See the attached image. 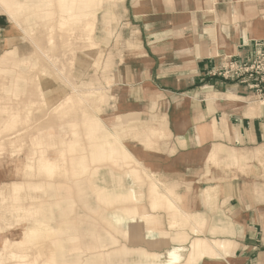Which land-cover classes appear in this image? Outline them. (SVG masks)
<instances>
[{
	"label": "crops",
	"instance_id": "obj_1",
	"mask_svg": "<svg viewBox=\"0 0 264 264\" xmlns=\"http://www.w3.org/2000/svg\"><path fill=\"white\" fill-rule=\"evenodd\" d=\"M120 2L104 5L96 29L112 34ZM125 6L137 45L127 41L136 48L123 52L114 87L122 124L87 133L89 145L80 139L75 146L83 149L69 160L76 177H93L105 221L122 236L85 244L95 255L83 262L81 249L69 255L61 239L69 229L49 224L57 236L54 264H102L104 257L108 264H264V98L214 75L227 60L253 61L254 43L264 42V0H126ZM81 63L75 61L72 86L92 65ZM110 65L103 56L93 68ZM105 80L111 88L112 77ZM40 86L49 107L71 94L55 76ZM82 86L102 92L100 111L107 98L113 101L115 89L107 96L92 81ZM116 139L113 162L106 149ZM101 163L118 167L102 169L106 185L92 182ZM168 200L176 211H168ZM33 232L24 241L48 256L42 243L50 235ZM4 250L12 253L7 244Z\"/></svg>",
	"mask_w": 264,
	"mask_h": 264
},
{
	"label": "rangeland",
	"instance_id": "obj_2",
	"mask_svg": "<svg viewBox=\"0 0 264 264\" xmlns=\"http://www.w3.org/2000/svg\"><path fill=\"white\" fill-rule=\"evenodd\" d=\"M29 1L36 4V1L34 0ZM50 1L51 3H49V7L40 4L38 9L35 8V19L32 21V26L36 29L34 33L35 36L32 39L40 41L43 45H46L48 40L47 37H43L40 34L48 33L50 31L52 24L50 19L51 13H57L61 9V4L58 0ZM125 2L126 0L120 2L117 8L113 9V12L116 15V21L111 25L113 30L112 34L107 35L98 28L95 32V41L98 42L99 49L103 50L106 62L111 60V65L109 67L104 66V68H101L98 73H96L93 65H91L92 67L90 66L87 70L85 80L82 79L83 81L81 80V83L77 82L78 84L74 85L75 87L84 89L82 84L92 81L93 86L95 88H102L107 96L112 94V89H115L118 69L121 68V65L125 62L122 57L123 52H130L136 48H129L127 41L131 39L137 45L136 39L133 37L131 38L133 35V29L127 22ZM47 10L50 12L48 15L43 13ZM101 16L102 15L100 14L99 18H101ZM98 26L101 28L100 25ZM26 29L27 25L24 22L21 23V30L15 28L9 17L5 15L0 8V55L6 50L12 49L16 46L18 50V57L17 55L16 57L18 60L28 62L33 61L32 64L39 66V70L38 67L35 70H32L25 67V65L18 63L10 64L9 68L0 65V93L5 85L8 86V83L13 84V87H10L9 89V96L6 97L4 105L7 107L10 114H12V111L18 114L16 121H11L10 123L8 114L0 115V138L8 133L10 134L11 141H14V143L10 142L5 146L6 152L4 158L5 161L9 162L8 174L3 178L0 175V260L3 259V262H1L2 264H14L15 262H17L16 264H19V262H22L23 264H37V262L45 264L46 261L49 260V255L51 256L54 254L52 252L54 250L53 242L57 238L54 233L52 234L51 230H48L50 224V227H53L56 231L69 229L66 234H60L61 239H66L64 245L67 247V251L68 248L70 249V252H68L69 255H71L72 251L76 250V248H80L81 250L79 253H81V255L84 254L81 257L84 262L95 255V253L92 254V252L85 251V244H96V240L100 236L105 238L108 236V233L114 235L115 238L122 235H119L118 233L115 234V231L108 226L105 221V216L108 212L104 210L106 209L105 205L99 202L95 190L91 188L92 184L89 182V179H92L93 177H90L89 175L87 178H77L73 174L71 165L69 164L70 157L66 152L69 146L67 144L68 141H78L77 136H71L69 133L66 135V132L61 133L60 128L67 126L68 123L76 125L77 135L79 136L78 139H82L81 143L88 146L90 141L87 133L91 132L92 134L94 132H100L104 127L106 128V126L111 131H114L122 122L119 118H116L115 100L110 101L107 98L103 104L101 103L102 110L99 114L102 118L101 120L99 116L91 112L75 97L72 90L73 86L69 83V77L71 76L75 61L80 60L78 51L81 49V43H74L73 46L68 48L64 44L63 39L56 34L54 36L55 60L54 64H50L45 60L40 61L37 48L32 43V40H28L24 35L23 31ZM25 76H28V78ZM53 76L58 78L60 83L65 84L69 88V92H71L63 102L54 108L49 107V103L47 102L49 100L45 98V94L40 86V80H42L43 77L49 78ZM106 76L112 77V81H110L111 88H109V85L105 80ZM35 77H37V79H34ZM15 89L16 93H12L11 91ZM28 90L29 94H31V98L33 100H38V104L27 108L25 106L27 98L25 92H28ZM69 98V101L72 103L67 101ZM66 102L67 104H65ZM3 118L8 122L7 129H5L6 124H1ZM86 122H89L90 126ZM115 124H118V126H114ZM51 129L55 131L54 145H52L47 138L45 139L47 144H42V146L49 149L48 155L52 158L62 159L67 156L65 162L60 161V165L61 167L66 165L69 169L67 168V170L64 171V169L61 168L60 171L56 173L55 177L51 178L48 174L40 170L38 159H36L32 164V170H23L22 168L24 164L31 163L28 160L31 153L42 147L34 143L35 136H38L41 133L43 138L44 135L47 136V133L50 132ZM8 130H10V132H8ZM59 135H61V138ZM127 137V134L122 135L123 141ZM39 140H42L41 136L39 137ZM113 144L114 143L109 146V149L112 152L113 148H117ZM49 145L55 147H48ZM19 147L20 149L17 152L16 149ZM77 149L79 152L80 149H83V146H80ZM87 149L88 153L89 148ZM59 150H64L63 152L65 154L61 156V154L58 153L60 152ZM117 156L118 153L112 155L109 160L115 162ZM88 157L90 158L89 154ZM99 165H101L99 175H97L92 182L97 180L100 185H106V182H104L106 179L104 180L101 171L105 170L106 172L108 168L115 171L118 170V167L115 168L116 166H114V164L108 163L97 164V166ZM97 166L94 164L93 167ZM141 179L144 181L143 187L145 188L143 189H146V186H149V183L143 173ZM75 181L83 182L81 184L82 186L79 187L78 185L80 184H76ZM102 182H104V184H102ZM42 183L45 185L42 186ZM50 183L55 184L52 190L47 187ZM37 184L41 185L42 189L37 190L32 188ZM17 187H22V189L19 191V197L15 198ZM31 197H36V199L32 200ZM36 215L38 216V222L33 221V218H36ZM50 215L52 219L48 220ZM20 219H22L21 223L19 222ZM43 220L44 224L42 223ZM88 222L92 223L86 226V224H89ZM91 224L93 225L91 226ZM30 228H34L33 235L36 233L44 234L45 236H48V234L50 235V238L48 239L51 240H45L42 243L45 251L48 252L45 254H48V256L44 255V253L43 256L41 252L37 256V253L40 251V245L37 247H30V244L24 241L26 234L24 237H20L19 235L9 237L6 234L10 229H19V231H22L23 229V231L25 230L26 232ZM6 235L8 236L7 239L5 238ZM13 235H15L14 232ZM68 236H71L73 239L76 237L77 240L68 241ZM6 244L7 249H12V253L10 250H4ZM20 247H23V249ZM15 252H19L20 255H23L25 258L19 259L13 257L12 255L16 254ZM102 261V264H108L107 257H104Z\"/></svg>",
	"mask_w": 264,
	"mask_h": 264
},
{
	"label": "bare ground",
	"instance_id": "obj_3",
	"mask_svg": "<svg viewBox=\"0 0 264 264\" xmlns=\"http://www.w3.org/2000/svg\"><path fill=\"white\" fill-rule=\"evenodd\" d=\"M34 1H36L35 2L36 4H33V2H30L29 0H0V8L3 10L5 15H7L9 17V19L12 22V24L14 25V27L17 28L18 30L19 29L21 30V23L22 22H24L27 25V29L23 31L24 35L28 38V40L31 39L32 43L37 48L40 61L45 60V61L49 62L50 64H54V60H55V56H54L55 38H54V36L57 34L60 38L63 39L64 44L68 48H70L71 46H73L74 43H77V42L82 44L81 49L78 51V56L82 62L81 64L84 67L89 65V64H92L93 67L99 68L101 65L104 53H103V50L99 49L100 47L95 42V39H94V33H95V29H96V22H97L98 14L103 10L104 5L106 3H116V2L124 1V0H58V2H60V4H61V9L57 13H54V14L51 13L50 19H51L52 24H51L50 31L48 33H41L40 34L43 37H47L48 43L46 45L41 44L40 41H35L32 39L35 36L34 33L36 31V29L32 26V21H33V19H35V14H34V11L36 10L35 8L38 9L40 4L49 7V3H51V1L50 0H34ZM43 13L44 14L46 13V15H48L50 12H49V10H47V11H44ZM29 45H30V43H29ZM17 54H18V50H17L16 46L13 47L12 49L7 50L6 53H4L1 56L0 65L1 66H7L9 68L10 64L18 63V64H23V65H25V67L30 68L32 70H35L38 67V70H39V66L32 64L33 61L28 62V61L18 60ZM16 55H17V57H16ZM25 77L28 78V76H25ZM34 79H37V77H35ZM10 87H13L12 83H8V86L5 85L4 88L1 90L2 92L0 93V115L8 114L9 115L8 116L9 117V123L11 121H16V119L18 118L17 113H14L12 111L11 112L12 114H10L9 110L4 105V101L6 100V97L9 96L8 94L10 91L9 90ZM72 90L75 94V97L78 99L79 102H81V104L83 103V105L86 108H88L91 112H93L94 114L99 116V114L101 112L99 104H100L101 99H102V92L100 90H85V89L77 88L75 86L72 87ZM15 91H16V89L12 90L11 92L16 93ZM117 92H118V89H115L113 100L116 99V93ZM25 93L27 95V98L25 101V106L27 108L29 106L32 107L33 105L38 104V100H33L31 98V94H29V90H28V92H25ZM69 100H70V98L67 101L71 102ZM65 104H67V102ZM61 107H62V105H61ZM71 110H72V108H71ZM67 113H70V112H67ZM116 118H119L121 121V118L119 116H117ZM100 119L102 120L101 117H100ZM86 123L90 126L89 122H86ZM1 124L2 125L6 124L5 129L8 128V122L5 118L2 119ZM75 126L76 125H74L72 123H68L67 126L60 128L61 133L66 132V135L69 133L71 136H77L78 141L71 142L72 141L71 140V141H68V143H67L69 146H68L66 153L68 154L69 157H73L75 155H78L77 154L78 153L77 148L80 147V146H75L76 144L79 143V139H78L79 136L77 135L78 133H77V129ZM89 126H88V128H89ZM114 126H118V124H115ZM3 131H5V130H3ZM8 132H10V130H8ZM66 135H64V136H66ZM40 136H41L42 140H39ZM45 136L46 135H44L42 138L41 133L38 136H35V139H34L35 142L34 143H36V145H38V146H42V144L45 145V144H47V141H45V139L48 138L50 140L49 142H51L52 145H54L53 143L55 141V139H54L55 138L54 137L55 131H53V129H51V131L47 133L46 138H45ZM59 136L61 138V135H59ZM116 140L113 144L114 146L119 145L118 139H116ZM10 142L14 143L13 140L11 141L10 134H8V133L0 138V175L2 176V178L7 176V174H8L9 162L5 161L4 156H5V152H6L5 146H6V144L8 145V143H10ZM52 145H49L48 147L54 148L55 146H52ZM111 145H112V143H109L107 146V149H106V152H107L106 154H107L108 159H110V157H112V155H116L118 153L117 148H113L112 149L113 152L109 149V146H111ZM19 149H20V147L16 149L17 152ZM48 150L49 149H46V147L42 146L40 149L33 151L31 153L30 157H28V160L31 163L24 164L22 169L23 170L24 169L25 170L26 169L32 170L33 169V165H32L33 162L36 159H38V166H39L40 170L43 171L44 173L48 174V176L51 178L55 177L56 173L58 171H60L61 168H63L64 171H66L68 167H66V165H63L61 167L60 161L65 162V158L67 156L63 157L62 159L52 158L48 155ZM126 150H127V148H126ZM63 151H60V152L57 151V152L59 154H61V156H63L65 154ZM119 154L120 153H118V155ZM14 155H12V156L15 157ZM83 177H85V176H83ZM89 182H90V180H89ZM75 183L81 184L80 181H75ZM38 184L32 188L39 190V189H42L43 185H45L43 183H42V186L38 185ZM54 186H55L54 183H50L47 185V187L50 190H52L54 188ZM1 187H3V186H1ZM21 189H22V187H17L15 198L19 197V191H21ZM31 199L34 200V199H36V197H31ZM166 204H168V208H169L168 211L171 209V212H172L173 209H176V208H173L174 206L172 205L170 200H168V202ZM174 211H176V210H174ZM175 214H177V213H175ZM37 215H36V218H33L34 222H38V216ZM19 222L21 223L22 219H20ZM172 226H174V225H172ZM23 229H22V231H19V229H16L15 235H13V232L10 233L11 231L7 232L6 234L9 237L10 236L14 237L17 235H19L20 237H24L25 230L23 231ZM15 253L16 254L12 255L13 257H17L19 259L25 258V257H23V255H20L19 252H15ZM1 258H3V257H1ZM1 262H3V259L0 260V264H2ZM19 264H23V263L19 262ZM45 264H54V259H53L52 255L49 258V260L46 261Z\"/></svg>",
	"mask_w": 264,
	"mask_h": 264
},
{
	"label": "built area",
	"instance_id": "obj_4",
	"mask_svg": "<svg viewBox=\"0 0 264 264\" xmlns=\"http://www.w3.org/2000/svg\"><path fill=\"white\" fill-rule=\"evenodd\" d=\"M254 50L255 56L252 62L227 60L214 75L225 81L245 86L249 92L264 98V42L254 43Z\"/></svg>",
	"mask_w": 264,
	"mask_h": 264
}]
</instances>
